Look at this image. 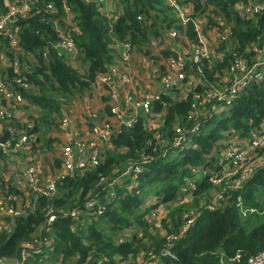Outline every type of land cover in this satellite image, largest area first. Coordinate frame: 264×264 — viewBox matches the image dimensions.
<instances>
[{
    "label": "trees",
    "instance_id": "trees-1",
    "mask_svg": "<svg viewBox=\"0 0 264 264\" xmlns=\"http://www.w3.org/2000/svg\"><path fill=\"white\" fill-rule=\"evenodd\" d=\"M175 1L180 7L189 0ZM190 1L198 5L186 16L189 20L185 25L168 0H117L121 12L114 20L90 0H46L52 3V9L45 8L44 2L30 7L24 17H15L18 38L12 45L3 33L0 47L10 51V61L15 53L20 67L27 71L21 75L18 69L14 74L10 66L1 72L11 79L20 77L37 90L34 94L20 89L25 99L41 107L29 130L35 138L32 147L43 140L44 146H37L38 155H42L43 148L51 149L45 131L61 117V105L76 92L83 95L91 89L95 74L110 62V45L115 42L149 54L147 45L161 31L184 32L189 43L195 44V27H199L205 39H215L222 54L221 59L201 62L203 78L212 85L219 84V78L235 59L253 61L251 45L264 43V11L247 16L244 10L242 15L239 6L246 9L247 0ZM5 8L0 1V9ZM200 11V16L194 15ZM69 12L74 13L77 27L69 37L77 49L79 68L67 64L64 53L55 46L61 41V31L66 34L64 20ZM138 15L141 20H137ZM193 70L200 77L196 65ZM204 89L187 91L179 87L160 94L153 102V109L160 115L155 127L149 128L141 116L132 127L121 128L111 139L114 147L104 149L100 164L57 178L54 190L47 195L29 189V202L21 200L20 214L4 219L7 227L0 230V260L14 264L22 261V252L26 251L21 264H148L149 256L158 264H246L249 257L264 251V163L254 160L261 159L264 147L253 152L251 169H244L250 161L245 164L249 153L237 166L225 157L233 148L243 150L251 130H264V78L247 84L226 112H212L210 106L215 101L203 99L198 113L188 118L193 111L194 92L203 95ZM196 123L201 128L192 132ZM176 129L191 143L176 147ZM16 150L12 144L0 146L2 181L17 165L14 156L20 152ZM143 159L149 162L142 163ZM130 162L143 170L120 187L108 186ZM211 175H224L226 182H211ZM237 178L240 187L233 189L232 180ZM129 184L133 188L127 191ZM220 185H226L223 192ZM237 197L242 199L240 204L236 203ZM89 199L97 204L87 211L85 203ZM151 199L154 205L148 203ZM158 202L165 213H160L157 221L153 210ZM77 208L81 211L78 219L62 216ZM51 215L55 219L48 224ZM191 218L193 223L184 231V224ZM38 227L43 237L40 243L32 239ZM169 236L177 239L169 241ZM164 248L175 258L161 257ZM37 249L40 251L35 252ZM237 254L241 260L231 262Z\"/></svg>",
    "mask_w": 264,
    "mask_h": 264
},
{
    "label": "crops",
    "instance_id": "crops-1",
    "mask_svg": "<svg viewBox=\"0 0 264 264\" xmlns=\"http://www.w3.org/2000/svg\"><path fill=\"white\" fill-rule=\"evenodd\" d=\"M3 1V5L6 6L4 10L0 9V17H3L8 13L9 8L13 5H17L21 13L16 17H24L27 13L23 12L24 5H29L32 7L33 5L40 4L46 2V0H0ZM199 2H202L200 0ZM198 2L188 1L186 6H180L176 11V16L180 19L186 17L193 13L195 4ZM198 5V4H197ZM65 6V3L63 4ZM68 11V7H66ZM28 9V10H29ZM241 11V5L239 6ZM100 12L104 14L109 19H115L121 12L119 4L117 0H104L100 4ZM200 12H197L194 15H199ZM205 10V14H206ZM74 13L69 12L65 18L66 25V34L61 31V37H69L71 30L77 32V27L73 22ZM203 20V17H201ZM15 19V17H14ZM204 21V20H203ZM170 30L176 29H167L160 32L159 36L155 38L158 42V47L153 48L152 44L147 45V50L149 54L139 53L130 50L129 60H123L121 56L120 50V42H115L110 45L111 49V60L109 63L105 64L104 69L95 74L94 80L91 84V89H88L84 92L83 95H79L77 92L74 94L70 101H66L61 105V117L57 118V123L55 125L50 126L46 133L47 139H51V149L46 147L40 150L41 156L39 158L32 157L29 150L32 149V144L17 146V150L20 153L15 155L17 165L11 167V169L5 174L4 181L0 180V230L7 227L4 219L6 217H11L10 209L13 211L21 210L19 208L22 203L21 200H24V203L27 204L30 199L31 190L30 183L25 175L27 168H29L30 163L36 162V165H31L34 168V178L38 181V183H45L47 179H57L63 178L64 172H62L59 152L63 145L73 143L75 139L88 141L92 139L94 136L91 132V127L96 123L105 122H115L116 119L110 113V108L112 105L118 106L120 108H128L129 112H135L137 118L143 117L148 126V121L145 116L142 114L140 110L134 111L133 105L135 102L141 101L146 94L150 95H160L162 94L163 84H162V76L167 72L173 73L175 70L179 69V61L183 58L184 65L182 70L185 71L187 77L194 78L192 75L191 66L188 60L187 52L190 50V44L185 36L184 32L177 31V37L175 39L171 38L168 33ZM19 30L16 28L14 20L13 22H7V31L5 32L6 37L10 40V38H14L17 40ZM153 36V35H152ZM150 38V36H149ZM216 38V35H215ZM73 41V40H72ZM209 47L216 43L213 37H209L207 39ZM11 43V41H10ZM257 47L261 52L256 54L254 61H261L264 59V45L254 44L251 45L250 48ZM57 48L62 51L65 55V62L69 64L73 68H79V60L75 58V53H68L66 49L59 45ZM8 52H7V51ZM77 50V49H76ZM9 50L5 47H1L0 52V69H4L12 66L14 69V74L18 71L21 75L27 71V68L19 65V61L17 55L13 54V60L10 61ZM253 54L250 59L253 58L255 51H251ZM155 58V59H153ZM247 61V60H246ZM13 63V64H12ZM248 63V61H247ZM101 74V75H100ZM2 77L5 80H12L7 77V75H3ZM107 76L108 81H101V77ZM197 77V76H196ZM195 77V78H196ZM200 85L199 83H197ZM27 93H37L35 87L31 84L26 85L25 88H22ZM21 91L20 89H17ZM32 99H25L24 103L19 106V110L16 114L12 115L9 119H4L1 130L2 134L4 131H8L10 135V130L12 128L15 129L16 133L25 132L27 125L30 123L33 126L32 119L36 118L39 114V105L31 102ZM67 119V126L62 127L60 124V119ZM159 119V117H158ZM125 126H118L116 124V131L111 135L110 139L101 144V151L103 153L104 149L109 147L113 148L114 146L110 143L111 139L117 134L118 131L121 130ZM72 129V132H69V129ZM31 129V128H30ZM1 134V135H2ZM34 141V134L31 133ZM1 137V136H0ZM15 142L17 140L15 139ZM39 147V143L37 144ZM41 146H44L41 145ZM46 146V145H45ZM30 148V149H29ZM28 152V153H27ZM31 155V156H30ZM26 156V157H25ZM25 158V160H24ZM38 159V160H37ZM59 162V164H58ZM129 164V163H128ZM127 164V165H128ZM125 165V167L127 166ZM18 166V167H17ZM124 167V168H125ZM17 170V172H16ZM128 179H133V174L127 173L120 175V173L113 179L115 180L114 184L111 185V188L120 187L125 184ZM11 188V200L8 203H3L2 198L5 195V192H8V189ZM127 191H130L133 187L132 184H129L127 187ZM20 198V201H18ZM15 201V204H13ZM34 204V203H33ZM3 207V208H1ZM34 208V205L31 206ZM79 209V208H77ZM80 210V209H79ZM81 213V212H80ZM156 215V213L154 212ZM159 216H155V220L158 221ZM13 217V216H12ZM11 226L13 222L10 221ZM43 238V237H42ZM41 238V239H42ZM158 261L148 264H158Z\"/></svg>",
    "mask_w": 264,
    "mask_h": 264
},
{
    "label": "built area",
    "instance_id": "built-area-1",
    "mask_svg": "<svg viewBox=\"0 0 264 264\" xmlns=\"http://www.w3.org/2000/svg\"><path fill=\"white\" fill-rule=\"evenodd\" d=\"M94 3H96L99 8L100 4L104 0H90ZM169 5L174 6V8H179L177 6L175 0H168ZM247 3L249 5L244 7V5H241V13L244 15L249 16L252 13L261 12L264 11V1L256 3L255 0H247ZM47 9H52V3L46 2ZM29 9V5H24L23 12L26 13ZM21 13L20 8L17 5H13L9 8V11L7 14H5L3 17H0V37L7 31V22H13L14 17H16L18 14ZM137 20H141V16L138 15ZM189 19L187 17H183L181 19V23L185 25ZM195 31L198 36V40L194 45H190V50L187 52L188 60L191 66L192 75L194 78L187 77L185 71L182 70L184 65L183 58L179 61V69L175 70L173 73L167 72L165 75L162 76V84H163V90L162 94H169L173 89L175 88H184L187 91H192L193 88L196 87H202L205 88L203 90V95L200 93H197V91L194 92V102L192 104L193 111L188 115V118H193L194 115L198 113L200 110V106L202 105L203 99L205 100H212L215 101V104H212L210 106L212 112H226L230 107H232L235 99L237 98L238 94L243 90V88L249 84L250 82L254 81L255 83H258L259 81L263 80L264 78V59L259 61H254L256 54H259L261 52L260 49L254 48L252 46V51H255V54L252 58V62L246 61V59H235L233 64L230 66V68L227 69L226 73L221 76L218 81L219 84L212 85L209 83L206 79L203 78V74L201 73L200 66L201 62L204 59H221V53L218 51L217 46L218 44L214 43L212 46L209 47V44L207 42V39L204 38V36L200 33V28L195 27ZM168 35L175 39L177 37V31L170 30ZM208 35V34H207ZM11 44H15V39L10 38ZM152 47L155 49L158 47V42L152 41L151 42ZM61 45L66 49V52L72 54L76 51V46L74 42L71 39H68L66 37H61V41L56 47ZM264 45V43H263ZM121 50V56L123 60H129L130 56V50L131 47L127 43H121L120 45ZM251 51V50H250ZM1 52V47H0ZM194 65H196V69L200 77H196L194 75ZM101 75V74H100ZM196 77V78H195ZM101 81L107 82L108 77L103 76L101 77ZM199 83L200 85H198ZM27 83L22 80L20 77L13 78L12 80L8 81L5 80L1 75V69H0V136L2 134V124L4 119H7L9 122H11V119H9L12 115L16 114L19 110V106L22 105L25 101V98L21 95V92L17 89L25 88ZM160 95H150L146 94L144 95L143 99L141 101L135 102L133 105V110L137 111L140 110L142 114L145 116V118L148 121L149 128L155 127V125L158 122L159 114L156 113V111L153 109V102L159 98ZM110 113L113 115V117L116 119V121L113 122H105L102 123H96L91 127V132L93 134V138L88 141H83L79 139H75L73 143L65 144L62 146L59 152L60 157V163L62 172H64L63 178L67 177L68 175L71 176L77 171H85L88 168H92L93 166H96L102 162V151H101V144L107 142L111 135L117 130L116 124L118 126H125L127 128H130L134 125L135 122H137L138 118L136 116L135 112H129L128 108H120L118 106L112 105L110 108ZM60 124L62 127L67 126V119L63 118L60 119ZM32 128V124L30 123L26 127V131L16 133L15 129L12 128L10 130V137L11 139L6 140L4 143L0 142V146L6 147L12 146L14 148H17V146L21 145H31V138L33 136L29 134V130ZM201 128L200 123H196L193 125L191 131H198ZM69 129V128H67ZM177 130V138L173 142V144L176 145L178 148H182L183 146H186L191 143V140L187 138V135L182 134V131L180 129ZM69 132H72V129H69ZM249 143L245 144L243 146V150L241 152H238L237 148H233L232 151H229L225 157L229 158L232 165H239L240 163H243L246 155L244 156L245 150L247 153H249L248 160L245 164L248 163L249 159L250 161L253 160V152L261 147H264V138L261 139V141H258L257 138L253 139L250 134ZM15 139L17 142H15ZM14 141V142H13ZM259 142V143H258ZM253 144L254 148L253 150L248 149V145ZM260 149V148H259ZM166 155V154H165ZM163 155V156H165ZM149 162L148 159H143L142 163ZM244 169H247L245 166ZM251 169V168H248ZM143 168L140 165H137L135 162H130L121 172L120 175L131 173L133 174V177H135L139 172H141ZM192 173H195L194 170H192ZM25 175L30 183V187L33 191H35L38 194L41 195H47L48 193H51L55 188V179H47L45 183H38L37 180L34 178V168L30 166L27 168ZM224 175H211L210 181L211 182H218V183H225L226 179H224ZM224 179V180H223ZM185 181L187 184L191 185V181L188 178H185ZM115 180H112L108 183V186L113 185ZM232 188L237 189L240 187V179H233L232 180ZM221 195V194H219ZM11 200V195L9 192H5L4 197L2 198L3 203L5 201ZM242 202V199L240 197H237L236 203L240 204ZM7 203V202H6ZM96 201L94 199H89L85 203L86 210L94 209L96 205ZM3 208V207H1ZM213 209V207H211ZM12 216H17L20 214L19 210L13 211L12 209L9 210ZM79 209H74L70 212L63 213L62 216H70L71 219L75 220L78 219L80 215ZM100 213V211H98ZM55 219L54 215L49 216L47 223H51ZM194 219H188L186 223L184 224V231L188 229V227L193 223ZM172 238L175 240L177 239L176 236H169L168 240L170 241ZM51 240V239H50ZM30 247V246H29ZM40 250L37 249L35 252H39ZM27 253L26 251L22 252V261L15 262L14 264H21L23 263ZM160 256H166L175 258L173 254L170 252L168 248H164L161 250ZM148 260H150L149 263L155 262L150 256L148 257ZM240 254L235 255L232 259H230L231 262L237 263L240 261ZM0 264H5L0 260ZM246 264H264V251L251 256L247 259Z\"/></svg>",
    "mask_w": 264,
    "mask_h": 264
},
{
    "label": "rangeland",
    "instance_id": "rangeland-1",
    "mask_svg": "<svg viewBox=\"0 0 264 264\" xmlns=\"http://www.w3.org/2000/svg\"><path fill=\"white\" fill-rule=\"evenodd\" d=\"M264 131V130H263ZM263 131H260V130H256V129H254V130H251L250 131V134H251V136H252V138L253 139H255V138H257L258 139V141H261V139L262 138H264V132ZM46 132V131H45ZM47 134H49V132H47L46 134H45V136L44 137H46L47 138ZM39 142V145L41 146V145H43L44 143H43V140L41 139L40 141H38ZM259 143V142H258ZM31 144H33V140L31 141ZM37 144H36V146H34L33 148H32V151L30 152V154L32 155V157H35V158H38L39 156H40V154L38 155V151H37ZM253 148H254V146H253V144H250V145H248V149L249 150H253ZM259 148H261V147H259ZM259 148H257V149H259ZM255 149V148H254ZM247 154V151L245 150V152H244V156ZM30 155V156H31ZM261 156V155H260ZM26 157V156H25ZM24 160H25V158H24ZM254 160H259L260 162L258 163V164H262V163H264V150H263V154H262V157H261V159H257L256 157L254 158ZM253 163H254V161L252 160V161H249V163H248V165L246 166L247 168H251L252 167V165H253ZM224 186H226V185H220V188H222L221 189V192H223L224 190H225V188H224ZM216 190H214V192H215ZM209 193H210V191H209ZM151 197H149V199H150ZM148 203H151V204H155V203H153V200L151 199V200H149V202ZM159 203V202H158ZM156 203V208H155V210H153L155 213H156V215L155 216H159L160 215V213L163 215L164 213H165V211H164V209L162 208V205L159 203ZM164 208H165V210H166V207L164 206ZM134 226V225H133ZM42 236V231L40 230V228L38 227L37 228V230L33 233V241H35L36 243H40V240H41V237ZM147 259H148V257H147ZM148 262H150V260H148L146 263H148Z\"/></svg>",
    "mask_w": 264,
    "mask_h": 264
},
{
    "label": "water",
    "instance_id": "water-1",
    "mask_svg": "<svg viewBox=\"0 0 264 264\" xmlns=\"http://www.w3.org/2000/svg\"><path fill=\"white\" fill-rule=\"evenodd\" d=\"M0 138L1 143H4L6 140L11 139L8 131H4L3 135Z\"/></svg>",
    "mask_w": 264,
    "mask_h": 264
},
{
    "label": "clouds",
    "instance_id": "clouds-1",
    "mask_svg": "<svg viewBox=\"0 0 264 264\" xmlns=\"http://www.w3.org/2000/svg\"><path fill=\"white\" fill-rule=\"evenodd\" d=\"M2 135H3V134H2ZM2 135H1V136H2ZM0 139H1V138H0ZM0 142H1V141H0ZM252 159H253V158H252ZM251 161H252V160H251ZM255 168H256V166L254 167V169H255ZM254 169H253V170H254ZM253 170H252V171H253Z\"/></svg>",
    "mask_w": 264,
    "mask_h": 264
}]
</instances>
